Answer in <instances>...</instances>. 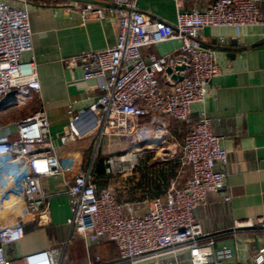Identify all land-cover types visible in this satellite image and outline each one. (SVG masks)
Returning <instances> with one entry per match:
<instances>
[{
  "label": "built area",
  "instance_id": "1",
  "mask_svg": "<svg viewBox=\"0 0 264 264\" xmlns=\"http://www.w3.org/2000/svg\"><path fill=\"white\" fill-rule=\"evenodd\" d=\"M94 1L113 5L117 41L73 56L68 63L80 66L85 79H97L102 95L86 107L70 104L67 130L59 137L52 135L45 110L20 120L14 139L0 125V264L17 263L8 254L9 246L24 237L27 224L48 223L51 200L61 195L68 196L70 204L68 238L23 256L19 264H65L67 247L77 237L88 244L113 242L119 260L130 264H182L184 253L190 264H225L233 250L217 247L216 235L205 232L195 215L209 192L228 190V174L219 165L228 164L229 151L205 108L210 82L221 70L216 51L203 44L202 36L207 27L222 26L257 27L264 34L263 0H215L190 9H185L189 0H174V23L151 17L134 0ZM74 4L84 21L106 17L103 4ZM33 36L28 0H0V100L16 90L14 103L23 105L41 90L34 56L23 59L34 49ZM169 40L179 41L172 52L144 54L145 48ZM177 66L186 68L179 71ZM174 74L183 79L174 80ZM194 104L202 106L196 122ZM172 119L188 128L177 173L163 194L120 201L114 186L99 188L93 166L106 141L126 140L131 145L123 153L102 154L107 174L127 177L152 145L167 142ZM90 149L93 157L85 167ZM51 177L60 178L62 190L43 187V180ZM224 199L231 198L226 194ZM243 227L264 231V217L236 223L234 230ZM100 261L97 257L86 264ZM252 261L264 264V246Z\"/></svg>",
  "mask_w": 264,
  "mask_h": 264
},
{
  "label": "crops",
  "instance_id": "2",
  "mask_svg": "<svg viewBox=\"0 0 264 264\" xmlns=\"http://www.w3.org/2000/svg\"><path fill=\"white\" fill-rule=\"evenodd\" d=\"M133 1V0H130ZM138 9L156 19L174 23L177 5L174 0H134ZM213 0H189L185 9L204 7ZM81 2V1H80ZM83 3V2H81ZM29 16L34 32V49L23 55L24 61L33 56L41 82L26 104L11 103L0 106L2 132L17 137V123L39 110L49 114L51 133L59 137L67 130L70 104L82 108L101 95L97 79H85L80 66H70L69 58L86 51H97L114 46L117 41L118 16L105 5L103 20L84 21L74 0H28ZM264 34L257 27H207L202 42L216 51L220 74L210 82L211 93L205 108L212 118L213 129L229 151V162L219 168L227 172V192H209L206 202L197 208L196 219L207 233L216 235V246H228L234 254L225 264H254L252 256L264 246V231L243 227L234 230L236 223L264 217ZM178 40H169L144 49L150 54L164 55L175 50ZM202 106H192V121L199 118ZM187 125L171 120L168 137L183 142ZM183 144V143H182ZM155 148V147H154ZM181 148V146H180ZM63 151L62 146L58 149ZM145 173V171H144ZM98 177L99 188L110 184L111 178ZM148 175V174H147ZM146 175V176H147ZM150 176L148 179H150ZM141 181L142 194L149 191L150 182ZM185 178H182V182ZM43 187L49 191L63 189L58 177L45 178ZM229 194L230 200L224 199ZM150 196V195H149ZM127 200V199H126ZM69 198L56 196L51 200L49 222L44 225L29 223L24 237L9 246L8 254L20 263L23 256L63 243L69 236ZM57 228L56 236L47 231ZM101 258L98 264H130L119 260L116 245L107 239L88 244L77 237L68 245L65 264H86ZM182 264H190L187 254ZM138 264H153L145 261Z\"/></svg>",
  "mask_w": 264,
  "mask_h": 264
},
{
  "label": "rangeland",
  "instance_id": "3",
  "mask_svg": "<svg viewBox=\"0 0 264 264\" xmlns=\"http://www.w3.org/2000/svg\"><path fill=\"white\" fill-rule=\"evenodd\" d=\"M187 130V129H186ZM182 141L179 139V143L175 139H172L170 137L167 138V142H165L162 145L155 146L152 150L145 152L142 156H140L139 160V166L134 170L133 175H129L127 177L123 176L121 173H111L107 174V179L111 178L110 184L111 186L115 187L117 197L120 200H125L129 198L130 195H135L136 197H142L146 196L142 194V190H140L139 186L141 181H136V178H139V180H143L146 178L144 182L150 181V179L158 178V173L160 170H166V166L174 161L179 159L180 156V146L182 145ZM131 145L126 141H106L104 144V147L100 149L98 152V155L102 154H110L115 152L121 153L126 152V150L130 149ZM97 155V156H98ZM91 157H93V152L91 153ZM105 156H103V159ZM106 171V169H105ZM145 171V173H144ZM148 174V175H147ZM150 179L148 177L150 176ZM147 175V176H146ZM105 177V176H102ZM106 178V177H105ZM159 180V178H158ZM147 194L150 195L149 191ZM48 233L50 236H56V233H58L57 228L49 226L47 228ZM60 245V244H58ZM68 264V262H66Z\"/></svg>",
  "mask_w": 264,
  "mask_h": 264
},
{
  "label": "trees",
  "instance_id": "4",
  "mask_svg": "<svg viewBox=\"0 0 264 264\" xmlns=\"http://www.w3.org/2000/svg\"><path fill=\"white\" fill-rule=\"evenodd\" d=\"M213 1H215V0H213ZM263 4H264V0H263ZM92 152H93V150L90 149L89 152L87 153V155L85 156V159H84V166L85 167H87L89 165V163H90L91 153ZM178 167H179V159L170 162L165 167L166 170L165 169L164 170L163 169L160 170V172L158 173L159 180H158V178L150 179V181H149L150 182V184H149V186H150L149 193H150L151 197H155V196L161 195L167 190L168 185H169V180H170L171 177L176 175ZM93 168H94V171L97 174L96 179L98 177L104 176L105 166L103 164V155L99 154L97 156V158H96V160L94 162ZM139 187H142V186H139ZM142 197H144V196H142ZM136 198L137 197L132 194V195L129 196V198H127V200H134ZM120 201H122V200H120Z\"/></svg>",
  "mask_w": 264,
  "mask_h": 264
},
{
  "label": "water",
  "instance_id": "5",
  "mask_svg": "<svg viewBox=\"0 0 264 264\" xmlns=\"http://www.w3.org/2000/svg\"><path fill=\"white\" fill-rule=\"evenodd\" d=\"M74 1H81V2H96L98 4H103V5H108V6H113L111 4H107V3H104V2H98V1H94V0H74ZM264 43V39L260 40L256 45H259V44H263ZM186 68V66H177L176 67V70H179V71H182ZM167 73H172V68H167L166 70ZM172 78L174 80H182L183 79V76L181 74H174L172 76ZM16 93L17 91L16 90H13L11 92H9L6 96H4L1 100H0V106H5V105H8V104H11L13 103L15 100H16Z\"/></svg>",
  "mask_w": 264,
  "mask_h": 264
},
{
  "label": "bare ground",
  "instance_id": "6",
  "mask_svg": "<svg viewBox=\"0 0 264 264\" xmlns=\"http://www.w3.org/2000/svg\"><path fill=\"white\" fill-rule=\"evenodd\" d=\"M158 145H159L158 143H155V144H154V145H152V146H154V147H155V146H158ZM132 158H133V157H132Z\"/></svg>",
  "mask_w": 264,
  "mask_h": 264
}]
</instances>
